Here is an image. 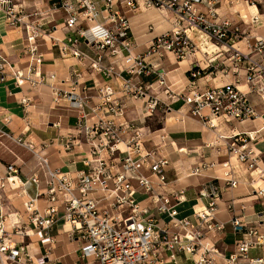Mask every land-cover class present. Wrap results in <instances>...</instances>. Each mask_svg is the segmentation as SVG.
<instances>
[{
    "label": "built area",
    "instance_id": "obj_1",
    "mask_svg": "<svg viewBox=\"0 0 264 264\" xmlns=\"http://www.w3.org/2000/svg\"><path fill=\"white\" fill-rule=\"evenodd\" d=\"M10 2L1 0L5 4V19L9 25L23 26L26 32L23 48L39 64L37 38L47 34V30L38 21H24L23 9H15ZM101 2L99 5L96 0H54L49 6L50 13L43 18L45 20L52 19L57 9L66 14L61 23L67 31L66 38L51 37L62 56H72L98 73L119 78L122 94L135 100L143 99L148 115L157 105H163L168 113L173 110V103L180 102L177 110L182 115L198 118L210 127L215 126L217 119L228 123L262 117V124L251 131L218 135L228 156H234L252 172L256 170V154L251 144L264 137V114L258 112L252 98L255 96L264 104V36L252 35L240 28L238 21L247 23L246 15L238 13L240 20L235 22L221 18L218 7L231 0ZM141 5L164 9L174 17L173 28L155 37L147 46V55L156 54L158 59H163L171 53L175 59L182 60L194 54V42L188 33L193 26L221 47L218 52L222 57L218 60L211 58L204 66L198 60L193 62L188 70L187 87L182 90L170 89L167 73L157 71V88H162L170 102L153 93L152 84L136 79L149 74L152 67L143 56L133 53L134 41L127 13ZM36 11L24 9V14L34 15ZM257 18L253 15L252 22ZM82 40L94 49L93 55L79 49ZM104 59L108 64L103 62ZM219 64L225 67L223 76H232V80L200 86L198 79L216 74ZM12 67L7 57L0 54V82L11 75L17 84H21L22 73ZM54 76L51 74L49 78ZM43 80L39 78L38 81ZM51 86L54 101L63 97L68 106L78 112L77 134L90 145L81 157L85 169L71 173L52 168L46 155L35 151L31 142L25 144L19 138L15 139L37 155L38 165L44 170V185L41 186L37 171L22 179L15 163L0 162V168H4L0 174V264H48L49 246L54 241L50 232L59 222L67 238L76 241L80 256L87 264H178L177 257L181 255L190 261L189 264H217L219 258H222V264L262 263L261 258H250L248 253L251 249L264 248V220L252 224L245 222L243 216L234 213L237 202L233 199L227 208L232 213L230 222L238 236L233 251L228 255L221 254L217 242L224 225L216 218L220 187L210 186L199 191L200 197L207 198L204 209L191 217L177 216L176 205L183 200L184 191L171 189L167 179L169 160L161 153L166 134L158 135L159 141H156L153 131L145 132L133 120H128L126 106L115 95L110 83L98 87L94 102L81 92L77 80L72 82L69 91ZM88 119H92L90 124ZM1 135L10 136L0 129ZM69 139L65 140L67 148L72 144ZM217 164L221 166V175L217 178L228 187H236L238 180L229 159L196 164L187 174H200ZM30 187L35 189L32 196L28 194ZM9 191L13 192L10 196H29L23 202L24 221L19 219L16 210L9 214L3 212L6 202L13 206ZM254 195L264 200V187L255 188ZM39 200L41 205L37 203ZM9 217L12 218L6 227ZM31 233L47 244L36 259L25 242Z\"/></svg>",
    "mask_w": 264,
    "mask_h": 264
},
{
    "label": "crops",
    "instance_id": "obj_2",
    "mask_svg": "<svg viewBox=\"0 0 264 264\" xmlns=\"http://www.w3.org/2000/svg\"><path fill=\"white\" fill-rule=\"evenodd\" d=\"M96 1L99 5L102 4L101 0ZM53 2L54 0H11L9 3L13 4L17 10L23 9L21 15H24V21H38L47 30V34H42L37 38L36 55L41 58L38 64L34 60L35 57L30 56L28 51L23 48L26 42V32L23 26L9 25L3 10L5 4H2L0 0V54L7 57L14 71L22 73L21 84H17L11 75L5 81L0 82V129L12 137L0 136V162L2 164L15 163L20 169L22 179L37 171L42 180L41 186L44 185V170L38 165L37 155L23 145H19L15 141L19 138L25 144L31 142L34 150L38 153H44L52 168L71 173L85 169L81 157L88 151L90 145L84 141L81 135L77 134L78 112L70 108L67 100L63 97L54 101L55 96L51 85L57 89L69 91L72 82L77 80L81 92L89 95L91 101L94 102L97 99L98 87L103 83H110L115 90V95L126 106L125 115L128 120H133L134 124L145 132L153 131L152 136L156 141H159L158 135L166 133V147L161 148V153L165 152L169 160L167 179L170 181L171 189L184 191L183 200L176 205L179 218L191 217L195 212L206 207L207 198L200 197V190L208 189L210 186L221 188L216 218L223 223L224 228L219 232L217 246L221 254L231 253L238 235L234 233L230 222L232 213L227 208L228 202L231 199L237 202L234 213L243 216V220L248 224L264 220V200L254 195L255 188L264 187V137L251 144L258 165L257 169L252 172L244 164L238 163L234 156L226 154L222 140L218 138V135L231 134L236 131H251L260 126L262 117L253 121L228 123L217 119L214 121L215 126L210 127L198 118L182 115L180 110H177L180 107V102H175L172 104L173 110L167 113L174 116L166 117L162 126L150 128L149 124H144L148 113L143 108V99L140 102L130 96L123 95L120 91L119 78L98 73L89 68L87 63L79 62L72 56H62L59 46L53 44L51 37L60 40L66 38L67 31L61 27V23L66 17L65 12L62 9H57L53 12L52 19H43L50 13L48 8ZM248 2L247 0H231V3H224L217 10L221 18L226 17L234 22L240 20L238 13L246 15L247 23L238 21L240 28L252 35L264 36V11H261L258 4ZM240 6L244 7V14L241 13ZM24 9L31 12L37 10V13L25 16ZM156 10L158 8L141 5L135 11L127 13L134 41L133 53H141L140 56L152 64L149 74L137 76L136 79L152 84L151 91L156 93L160 99L170 102L169 96L162 88H157V71L164 70L167 73V85L170 89L173 91L182 90L187 87L188 70L195 60L194 54L182 60L175 59L171 53H167L163 59H158L156 54H146L147 46L154 41L155 37L164 30L170 29L171 26L166 19L158 15ZM253 15L258 17L256 22H252ZM54 25H57L56 28ZM190 32L206 41L207 37L205 38L199 31L191 30ZM78 47L86 53L94 54V49L85 40H82ZM201 50L202 48L196 54L201 55ZM103 62L108 64L107 59H104ZM51 74L55 75L53 79L49 78ZM207 77L199 78L198 84L200 86L207 83L218 84L217 77L213 79H207ZM225 77H227V81L230 77L232 78V76ZM39 78L44 80L38 81ZM252 99L256 102L258 112L264 114V104L260 103L255 96ZM91 121L92 119H88V124ZM233 128H235L234 131ZM67 137L70 138L69 141H72L68 148L65 147ZM227 159L233 167L235 164L237 165V169L234 168V176L238 183L234 188L226 186L222 180L217 178L221 175L219 164L216 167L202 170L200 174H187L189 168L196 164L212 160L220 163ZM3 172L4 168L1 166L0 174ZM34 193L35 189L30 187L28 194L32 196ZM8 195L10 196V194ZM19 197L27 200L29 196ZM37 203L41 205L42 201L39 200ZM11 204L13 206L9 201L6 202L3 212L9 214L16 210L19 219L24 221L26 215L23 209L15 205L13 200H11ZM241 205L244 206V209H240ZM11 218H6V221ZM8 225L6 224V227H9ZM65 227L68 228V224ZM50 234L54 241L49 246L47 263L76 264L74 254L71 253L72 251L78 252V256L81 258L78 244L75 243L76 248L71 249L73 246L70 241L68 243L66 233L61 229V222L51 229ZM25 242L28 243V250L33 259L39 257L43 253L44 247L47 246L32 233L30 238L25 239ZM248 256L253 259L261 258V264H264V248L251 249ZM186 263L189 264L190 261L184 260L183 264ZM217 264H222V258H219Z\"/></svg>",
    "mask_w": 264,
    "mask_h": 264
},
{
    "label": "rangeland",
    "instance_id": "obj_3",
    "mask_svg": "<svg viewBox=\"0 0 264 264\" xmlns=\"http://www.w3.org/2000/svg\"><path fill=\"white\" fill-rule=\"evenodd\" d=\"M247 1H249L248 3H250V4H252V3L258 4L259 7L261 8V11H264V2H261V0H247ZM245 4L247 5V3H245ZM160 10L159 9L156 10V12L158 13V15L161 16L162 18L166 19L167 22L171 24L170 29L164 30L160 34L165 33V32H170V30L173 28V23L172 22L174 21V17H173V15L170 12H168V11H166L164 9H160ZM240 10L242 11L241 13L244 14L245 11L243 12V10H244V7L243 6H240ZM191 30H196V29H190V31ZM190 31L188 33H189L190 37L192 38V40L194 42L193 43V46L195 47L193 58H194L195 61L198 60L201 66H204L206 64V61L209 60V59H211V58H215V59L217 58L216 60H218L219 58L222 57V55H219L220 52H218V50H220V48H221L219 44L218 45L217 44H214L213 41L208 40L206 37H205L206 38V41L203 38L196 37ZM196 31H198V30H196ZM201 48H202L201 55L196 54V52L198 50H200ZM138 55H142V54L140 53ZM223 68H225L224 65L219 64L216 67V70H215V71H217L216 74L209 75L207 77V79H213V78L217 77L216 78V82L217 83H224V82H226L227 81V79H226L227 77L223 76V71H222ZM214 75H216V76H214ZM228 80H232V78L230 77ZM241 83H243V81ZM242 88H245V87H242ZM143 108L144 109L146 108V103H144ZM172 116H174V115L173 114H167L165 112V108H164L163 105H157L156 108H155V110L153 111V113L151 115H148L147 117H145L144 124H146V125L149 124L150 125V128L151 127L162 126V124L165 123L166 119L167 118H171ZM261 124H262V120L260 122V125ZM164 147H166L165 144H164ZM163 154L166 156L165 152H163ZM166 158H167V156H166ZM234 166L237 169V165L235 164ZM8 193L10 194V193H13V192H10L9 191ZM11 198H12L13 202L15 203V205H17L21 209L24 208L23 207V202L26 201V200H24V198H21L18 195H11ZM6 222L8 224L10 222V219H8ZM33 238H34V236H33ZM68 243H70L73 246L71 249H75L76 248V246H75L76 241H72V240H69L68 239ZM71 254H74V262L76 264H87L86 263V260L81 259L78 256L79 255L78 252L72 251ZM183 262H184L183 255H181L180 257H177V263L178 264H180V263L183 264Z\"/></svg>",
    "mask_w": 264,
    "mask_h": 264
},
{
    "label": "bare ground",
    "instance_id": "obj_4",
    "mask_svg": "<svg viewBox=\"0 0 264 264\" xmlns=\"http://www.w3.org/2000/svg\"><path fill=\"white\" fill-rule=\"evenodd\" d=\"M191 29H196V30L200 31V32L203 34L204 37H207L206 34H205L201 29H199V28H197V27H195V26H193ZM207 38H208V37H207ZM232 227H233V226H232ZM233 231H234V228H233Z\"/></svg>",
    "mask_w": 264,
    "mask_h": 264
}]
</instances>
